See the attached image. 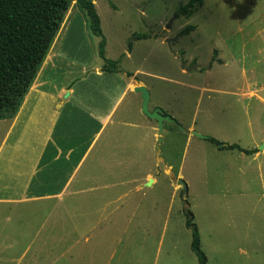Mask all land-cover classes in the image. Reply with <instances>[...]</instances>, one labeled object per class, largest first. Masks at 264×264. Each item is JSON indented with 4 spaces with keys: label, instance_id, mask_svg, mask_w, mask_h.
Returning <instances> with one entry per match:
<instances>
[{
    "label": "rangeland",
    "instance_id": "rangeland-1",
    "mask_svg": "<svg viewBox=\"0 0 264 264\" xmlns=\"http://www.w3.org/2000/svg\"><path fill=\"white\" fill-rule=\"evenodd\" d=\"M188 1L92 2L106 41V60L118 62L119 77L142 73L181 120L160 146L168 163L155 146L157 164L146 157L140 166L132 165L137 178L154 168L145 179L158 176L156 183L135 191L139 195L126 185L102 192L104 217L90 242L81 227V199L87 194L72 198L68 213L66 206L56 213L40 203L11 204L9 225L3 221L5 209L0 210V264H198L185 227V203L207 264H264V150H257L264 141V0H202V7L185 19L176 12ZM189 26L194 30L182 35ZM136 34L150 39L136 42ZM166 38L177 40L168 46ZM98 43L75 3L38 76L41 88L23 108L4 153L13 152L18 136L34 139V118L54 115L53 96L67 85L74 82L76 94H92L100 103L97 98L113 80L101 72ZM193 66L196 70L188 73ZM105 103L107 107L109 101ZM9 111L0 119V143L10 125L5 119L13 116ZM108 129L101 140L111 139ZM193 131L207 140L190 135ZM211 139L257 152L246 156L219 150ZM119 167L107 159L106 182L116 183ZM178 179L187 186L184 200L175 185ZM83 252L88 253L84 258Z\"/></svg>",
    "mask_w": 264,
    "mask_h": 264
},
{
    "label": "crops",
    "instance_id": "crops-1",
    "mask_svg": "<svg viewBox=\"0 0 264 264\" xmlns=\"http://www.w3.org/2000/svg\"><path fill=\"white\" fill-rule=\"evenodd\" d=\"M167 38L164 42L168 40ZM149 39L150 37L139 41ZM175 57L178 59L179 55ZM49 59L48 53L40 66L41 69L39 68L35 79L22 98L16 114L5 119L10 121V125L0 143V210L5 209L6 217L3 223L9 225L8 213L13 203L19 206L40 203L43 209L49 207L47 212L56 213L62 206H66L68 213L73 210V206H69L71 199L87 194L88 198L81 199L83 202L81 227L83 238L87 237L90 242L94 237L93 233L100 230L101 219L104 217L107 199L101 195L102 192L115 191L122 185L131 188L127 191L143 192L146 188H143L145 181L151 180L153 182L151 186L156 183L158 177L145 179L147 173L154 168L142 174L141 178L131 174L132 165L140 166L146 157L153 159V163L157 164V155L155 156L154 152L157 143L156 123L141 113V96L134 92V88L145 87L149 92V111L159 108L175 120L176 124L164 125L162 143L165 136L173 133V129L170 128L178 127L181 120L171 103L161 99V92L157 93V89L152 88V83L147 84L142 79V73L138 71L129 73L130 78L125 76L126 73L123 77H119L120 74L106 73L113 81L108 90L102 91L101 97L97 98L100 103H96L92 94H82V96L76 94L73 88L74 82L67 85L59 95L53 96L54 115L51 114L48 118L39 115L34 118V139L27 141L18 136L14 142L16 146L13 145V152L4 153L9 133L14 129L23 108L29 102L32 93H37L41 88L38 76ZM207 73H210V70ZM72 97L76 99L74 102ZM105 99L109 101L107 107ZM27 120H32V116L29 115ZM108 126L111 128L108 129L111 132V139L103 141L101 138ZM114 126L116 127L113 129ZM121 133H123L122 138ZM138 133H141L142 137L138 136ZM107 159L120 165V171L115 175L116 183L106 182ZM161 159L166 162L162 157ZM11 180L14 183L11 184ZM11 191H14L15 195L11 194ZM136 192L134 194L139 195ZM42 205H45V208ZM63 212L65 213V208L61 211ZM37 226L35 225L34 228ZM86 255L88 253H82L83 258Z\"/></svg>",
    "mask_w": 264,
    "mask_h": 264
},
{
    "label": "trees",
    "instance_id": "trees-1",
    "mask_svg": "<svg viewBox=\"0 0 264 264\" xmlns=\"http://www.w3.org/2000/svg\"><path fill=\"white\" fill-rule=\"evenodd\" d=\"M74 2L85 12L90 33L99 39L97 55L103 62L101 72L121 73L117 61H108L105 58L106 41L92 0H0V119H3L6 110H10L11 116L17 112ZM201 7L202 0H189L179 7L176 14L189 19ZM65 13L67 14L63 18ZM193 30L189 26L181 34L185 36ZM147 38L149 37L146 34H136L132 40ZM131 47L130 43L128 50ZM125 76L131 77L129 73ZM209 142L219 144L213 139ZM224 150H236L246 156L257 152L256 149L244 150L238 145H225ZM183 211L186 215L185 227L191 233L190 250L198 264H207V258L200 249L198 229L186 203Z\"/></svg>",
    "mask_w": 264,
    "mask_h": 264
},
{
    "label": "water",
    "instance_id": "water-1",
    "mask_svg": "<svg viewBox=\"0 0 264 264\" xmlns=\"http://www.w3.org/2000/svg\"><path fill=\"white\" fill-rule=\"evenodd\" d=\"M97 0H92V2H96ZM174 19H172L168 26L166 27V29H170V25H171V22L173 21ZM176 38L175 39H168L166 40V44L169 46L171 43H175L176 42ZM195 70L196 67L193 66L191 68H189L187 71H191V70ZM134 92L135 93H138L140 94L141 96V113L147 117L149 120H152L156 123V127H157V133H156V153H159L161 152L160 150V145L162 143V140H163V133H164V125L165 124H176L175 120L170 117L169 115L165 114L161 109L159 108H156L154 109L153 111H149L148 110V103H149V92L147 91V89L145 87H136L134 88ZM67 95V94H66ZM179 129L184 132V129L180 128ZM190 135L194 136V137H197L199 139H202V140H207L206 137H204L203 135H200L196 132H191ZM219 150H223L224 147H225V144H222L220 143L218 146H217ZM257 150L258 151H263L264 150V141L261 143V145H259L257 147ZM151 180L148 181L147 184L144 185V187H148L150 184H151ZM175 185L180 187L181 188V199L184 200L185 197L187 196V186L186 184L178 179L176 182H175Z\"/></svg>",
    "mask_w": 264,
    "mask_h": 264
},
{
    "label": "bare ground",
    "instance_id": "bare-ground-1",
    "mask_svg": "<svg viewBox=\"0 0 264 264\" xmlns=\"http://www.w3.org/2000/svg\"><path fill=\"white\" fill-rule=\"evenodd\" d=\"M73 5H75V2L72 4V6H73ZM68 14H69V13H68ZM68 14H67V15H68ZM66 18H67V16H66ZM65 20H66V19H65ZM62 26H63V25H62ZM61 28H62V27H61ZM60 30H61V29H60ZM59 32H60V31H59Z\"/></svg>",
    "mask_w": 264,
    "mask_h": 264
}]
</instances>
